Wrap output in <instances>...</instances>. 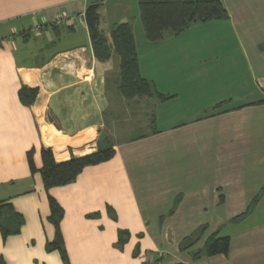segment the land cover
Returning <instances> with one entry per match:
<instances>
[{
  "label": "crops",
  "instance_id": "1",
  "mask_svg": "<svg viewBox=\"0 0 264 264\" xmlns=\"http://www.w3.org/2000/svg\"><path fill=\"white\" fill-rule=\"evenodd\" d=\"M91 1L0 0V201L25 218L19 234L3 241L0 232V256L65 264L46 248L55 236L51 195L65 211L69 264H264V0H222L228 19L154 42L140 28L137 0H103L100 28L112 42L114 25L132 24L141 74L173 95L165 101L120 94L119 57L94 54ZM60 17L67 21L53 24ZM23 87L38 89L30 105ZM121 112L144 132L114 138ZM104 135L115 156L72 183L47 191L30 168V150L40 167L42 147L62 161L96 151ZM257 195L252 212L235 221ZM120 230L129 235L124 245ZM216 231L230 236L229 253L194 257Z\"/></svg>",
  "mask_w": 264,
  "mask_h": 264
},
{
  "label": "trees",
  "instance_id": "2",
  "mask_svg": "<svg viewBox=\"0 0 264 264\" xmlns=\"http://www.w3.org/2000/svg\"><path fill=\"white\" fill-rule=\"evenodd\" d=\"M102 3L103 0L91 1L86 8L85 19L95 56L101 61L110 59L113 54L119 57L118 90L120 94L127 99L148 96L165 101L172 98L173 95L160 92L151 80L142 76L133 26L130 22L114 25L111 31L112 42L109 41L105 32L100 28ZM137 3L146 38L152 42L163 39L168 31L178 34L195 22H208L229 17L222 0H137ZM37 94V88L23 87L19 91L20 99L28 105L34 102ZM115 154L114 141L110 136L104 135L100 137L97 150L85 155H72L67 160L57 161L52 149L42 147V165L40 167H37L34 162L33 150L29 151L28 160L31 170L41 173L44 187L49 191L54 186H63L74 182L85 167L108 161ZM48 198L50 206L48 220L55 227V236L46 244V248L48 251H59L65 264H69L61 230V221L65 211L53 196L49 195ZM259 198L260 195H257L246 211L234 217V220L241 221L246 218L254 209ZM24 224V215L16 210L11 201H0V232L3 241H6L10 235L19 234ZM205 230V226L200 227L185 237L180 248L182 250L191 248ZM128 236L125 230H120L118 244L124 245ZM230 246V236L220 235V231H216L207 238L203 250H196L193 256L227 255ZM0 264H8L2 256H0Z\"/></svg>",
  "mask_w": 264,
  "mask_h": 264
},
{
  "label": "rangeland",
  "instance_id": "3",
  "mask_svg": "<svg viewBox=\"0 0 264 264\" xmlns=\"http://www.w3.org/2000/svg\"><path fill=\"white\" fill-rule=\"evenodd\" d=\"M136 2V1H135ZM138 7V3L136 4V8ZM137 10V9H136ZM138 10H139V7H138ZM138 10H137V13H138ZM139 23H140V28H142V30L144 29L143 28V25H142V22H141V18L139 20ZM136 28V26H135ZM138 30V29H137ZM109 94H110V97L111 99H116V90H115V86H114V83L111 82V85L109 87ZM114 106H112V108H110V112L112 111V113L114 112ZM108 111V115L110 114V112ZM136 117L134 116H130L128 115V113H125V112H121V118H120V127L122 128V130L120 131H113L111 132V134L113 135V137L115 138H119V136L121 137H125V136H136V135H139L141 134L142 132H144L145 128L142 127L141 125H137L136 122Z\"/></svg>",
  "mask_w": 264,
  "mask_h": 264
},
{
  "label": "built area",
  "instance_id": "4",
  "mask_svg": "<svg viewBox=\"0 0 264 264\" xmlns=\"http://www.w3.org/2000/svg\"><path fill=\"white\" fill-rule=\"evenodd\" d=\"M65 21H67V17H60L58 19L53 20L52 22L55 25H58V24L60 25V24H62ZM163 255H164V253H161V256H163ZM158 260H159V258L156 261H158Z\"/></svg>",
  "mask_w": 264,
  "mask_h": 264
}]
</instances>
